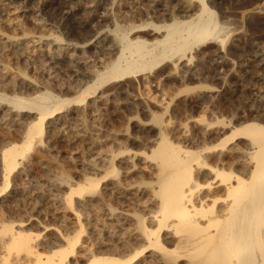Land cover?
<instances>
[{"label": "bare ground", "instance_id": "6f19581e", "mask_svg": "<svg viewBox=\"0 0 264 264\" xmlns=\"http://www.w3.org/2000/svg\"><path fill=\"white\" fill-rule=\"evenodd\" d=\"M149 1L0 0V264H264L260 121L229 110L212 130L223 137L213 145L211 131L183 136L154 114L159 136L149 149L124 145V132L113 136L115 149L93 150L87 114L91 107L101 119L108 101L101 87L206 38L223 42L226 29L207 0ZM29 7L39 32L24 28ZM42 12L78 39H68L71 30L68 37L44 31ZM10 60L38 62V74L57 80L63 68L70 78L58 80L56 92ZM62 147L73 172L58 159Z\"/></svg>", "mask_w": 264, "mask_h": 264}, {"label": "rangeland", "instance_id": "374dc122", "mask_svg": "<svg viewBox=\"0 0 264 264\" xmlns=\"http://www.w3.org/2000/svg\"><path fill=\"white\" fill-rule=\"evenodd\" d=\"M207 1H208V3L210 2L209 4H210L211 8L216 11V17H217V21L219 23V26L220 27L224 26L226 29L225 33H223L224 38L223 37L221 38L223 40V42L220 41L219 39H216L213 36L206 38L203 41L195 43L192 46V48L187 50L185 53L179 52V53L174 54L170 57H167L151 69H146V70H143V71L131 74V75H126V76L119 78V79L112 80L108 84H105L103 87H101L102 91L107 90V88H108V90H107L108 92H105L108 95V101L105 104H103L105 106H103V105L100 106V110L97 111L99 113L102 111L100 113V114H102V116H101L102 120L100 119L101 122H100V120H96L92 117L94 114V112H93L94 110L91 107L89 108V112L87 114V116H88L87 118H89V119H87L88 120L87 125H88V128L90 127L89 130L91 129L90 131L92 133V137L96 141L95 142L96 144L94 143L95 145L93 146L94 151L106 152V151H110V150L115 149V143H114V139H113L114 137L113 136H115V134L117 135L119 133H124V132L125 133L129 132L128 133L129 140L127 141L125 138L122 139L124 145H126L132 149H146L147 147H148L147 149H149L152 146L150 142L153 141L154 139L158 138V136H159L157 130L153 129V128H157L156 127L157 125L153 121V115L154 114L162 115L165 120L172 121L173 123L171 122V124L174 125V123H175V125L176 124H177V126L179 125L178 127H182L183 131H182V133H179V134H181V135L184 134L185 136H191L193 134L197 140L200 139V137H201L200 134L202 132L207 131V130L211 131L210 133L212 134V136L210 135V137L207 140H208V143H211V141H212L211 144H213V145L218 144L222 140L223 137L219 136V135L217 136L216 134L213 133L214 131H212V130H216V128H219L221 126V124L217 123V121L228 120V118L230 117V113H231V111H229V110H231V109L234 112H237V114H239L240 116H242L243 120L248 119L249 121H260L262 124H264V115H263L264 114V107H263L264 106V0H207ZM176 3H177V1H176ZM31 4L32 3H30L29 5L31 6ZM145 4L149 6L151 4V2L149 0H146ZM27 10H23L26 12H23V13L21 12V14L23 16L27 17V18L24 17L26 19V20L24 19V22L26 23V24L24 23V28L25 29L27 28L28 30H32V32H35V33L39 32L40 29H38V26L36 25L35 18H34L37 13L30 11V7ZM30 12H31V14H30ZM32 13L33 14L35 13V14L33 15ZM42 13H45V12H42ZM42 13H41V15L43 16L44 26L47 24L43 28V30L44 29L46 30V28H48L46 30L47 32H53L55 30L58 34L62 33V37H65L64 35H66V34H67L66 37H68L69 33H70L71 36H69L68 39H78V31L76 32V31H74V29L73 30L64 29L62 27L63 21L60 18H58V19L56 18L57 20H55V19H52V17L50 18V16H48L46 13H45L46 15L42 14ZM59 20L62 22H60ZM180 20H183V18L181 17ZM159 21H162V20H159ZM52 28H53V31H52ZM60 29L62 31H60ZM58 31L61 33H59ZM75 35L77 36V38H75ZM220 56H221V58H220ZM215 57H217V58H215ZM209 58H210V60H209ZM225 58H226V60H225ZM196 60L199 62H197ZM10 63L12 64L13 67L14 66L15 67L20 66L19 68L25 69V72L28 71L27 73L30 76H31V74L34 76H37V78L39 80L41 79L40 81L45 80L47 82L50 80L49 82L52 84L50 87H52L51 89L53 91H56V92L58 91L57 90L58 89L57 84L59 83L58 80L62 81L65 79L68 80L70 78L68 76V73H66V71L63 68L61 69L62 71L60 70L61 72H60V75L58 77L59 79L57 80V78L55 79L54 77H52L53 75L50 72L46 73V71H45V72H43V74L41 73L42 75L38 74V72H36L37 71L36 68L39 65L38 62H37V64L26 65L24 63H22V64L18 63L17 64L13 60L12 61L10 60ZM96 63L98 66L100 65V64H98V61ZM179 65H181V66H179ZM28 66H29V68H28ZM182 67H183V69H182ZM185 68H187L188 70ZM26 69H27V71H26ZM155 72H157V73H155ZM196 72H197V74H196ZM156 74H158V75L156 76ZM38 75H39V77H38ZM210 75L211 76L213 75V76L210 77ZM215 78H216V80H215ZM51 79H52V81H51ZM162 80H163V82H162ZM53 82H55V83H53ZM79 84L80 83H78L77 86ZM88 84H92V82H89ZM111 91H113V92H111ZM213 93H215V94H213ZM226 93H227V95H226ZM237 93H239V94H237ZM253 93H254V95H253ZM206 94H207V97H206ZM211 94H213V95H211ZM250 94H252V95H250ZM259 95H261V96H259ZM209 96H211V97H209ZM210 98H211V100H210ZM229 98H231V99H229ZM258 98H259V101H258ZM117 99H118V101H117ZM190 99H191V101H190ZM205 99H207V100H205ZM227 99H229V100H227ZM183 100H185V101H183ZM111 101H112V103H109ZM136 101H138V102H136ZM142 101H143V103H141ZM145 101H146V103H145ZM242 101H243V103H242ZM184 102H185V104H184ZM150 103H152V105ZM200 103H202V105H200ZM251 103L252 104L254 103V104L252 105ZM180 104H182V105H180ZM189 104H191V105H189ZM219 104H221L220 107H219ZM194 106H195V109H194ZM229 106L231 108H229ZM234 106H236V107H234ZM153 107L156 111L153 109ZM224 107H225V109H224ZM101 108H102V110H101ZM156 108H158V109H156ZM205 109H206V111H205ZM209 109H212V110H209ZM189 110H191V111H189ZM194 110H196V111H194ZM222 110L225 111V113ZM90 111H91V113H90ZM210 111H211V113H210ZM253 111H255V112H253ZM128 112H129V114H128ZM215 112H217V113H215ZM197 113L199 115H197ZM241 113H243V114H241ZM183 116H185V117L183 118ZM177 117H179V118H177ZM207 117H209V118H207ZM262 118H263V121H262ZM176 119H177L178 123L175 121ZM190 122H192V123H190ZM100 123H101L102 127H101ZM132 123H134V124H132ZM80 124L82 125V123L81 122L79 123V121H78V125H80ZM201 126L204 127L206 130L204 128L202 129ZM104 127H105V129H104ZM110 127H111V129H109ZM186 128H187V130H186ZM100 129H101V131H100ZM146 129H147V131H146ZM198 130H200L201 132ZM142 131H143V133H142ZM143 134H145V135H143ZM93 135H96V136H93ZM174 135H172V133H171L169 135V137L175 139L177 136L176 132ZM218 137H219V139H218ZM101 139H103V140H101ZM132 139L134 141H132ZM108 140H110L111 143ZM124 141L125 142L127 141V142L125 143ZM147 143H149V144H147ZM182 143H184V142H182ZM130 145H131V147H130ZM69 155H70V152L62 147V148H60V154H59L58 159L59 160L61 159L60 162H63L64 164L66 162L70 164L69 159H68ZM65 166L68 169L70 168V171L72 170L71 164L70 165L67 164ZM54 167L52 169L55 170L56 167L55 168ZM71 172H73V170ZM53 220H54V222H53ZM47 222L49 224H53L56 226H62L61 222H59L53 218H49V220ZM68 223L69 224H68L67 228L69 230L72 228L70 230V231H72L76 225V222L73 220H70Z\"/></svg>", "mask_w": 264, "mask_h": 264}]
</instances>
